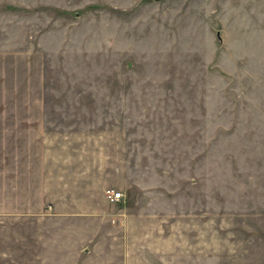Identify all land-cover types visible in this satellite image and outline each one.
Returning a JSON list of instances; mask_svg holds the SVG:
<instances>
[{"label": "rangeland", "instance_id": "1", "mask_svg": "<svg viewBox=\"0 0 264 264\" xmlns=\"http://www.w3.org/2000/svg\"><path fill=\"white\" fill-rule=\"evenodd\" d=\"M60 207L106 226L18 214ZM33 218L66 262L264 264V0H0V264Z\"/></svg>", "mask_w": 264, "mask_h": 264}, {"label": "crops", "instance_id": "2", "mask_svg": "<svg viewBox=\"0 0 264 264\" xmlns=\"http://www.w3.org/2000/svg\"><path fill=\"white\" fill-rule=\"evenodd\" d=\"M57 189H58V186L55 185V190L51 189V193H49V195L50 194L56 195L58 193V191L56 193ZM55 201H56L55 206H58L59 205L58 200H55ZM27 204L30 205L32 203H27ZM90 209H93V208H90ZM93 210H94V212H91V211L87 212L85 210H82V211L72 212V213L66 214L65 212H62V207H60L57 211H55L51 214H47V213L43 212L41 209H40V211H37V212L36 211L27 212V213L23 212V213H18V214L19 215L22 214L21 216H27V218H29V216L30 217L31 216H44V218L46 216H70V217L76 219L78 217H80V218L84 217V216H75L76 214L95 213L96 216H90V218H94L96 220H92L90 222H91V226H94L96 229H94L92 231H91V229H89L88 232L91 231L92 233L99 234V232H101L100 228L104 229L106 226V224H104L105 222L103 221V219L101 217H99V216H104V215H102V213L100 214L98 212L99 211L98 207H97V209H93ZM10 216H17V214L14 213L13 215H10ZM34 220H36V219H34ZM36 221L40 223V226L38 224L39 229H40V230L38 229V237L41 238L39 240L41 241V243L43 245L42 246V252L40 253L41 255L39 256V258H40L39 262H42V264H76V263L80 264V260H78L76 258L75 254H73L72 251H71V253L73 254V258L69 259V261L66 262L65 257L62 258V256H60V252H62V243L67 241V240L64 238H62V241L61 240L54 241L55 239L53 241L50 239L46 240L45 237L47 236L46 235L47 230L44 229V224L42 223V221H44V220H36ZM82 229H83L82 226L78 227L77 225H75L74 227H71L69 231H65V232L70 233L69 236H72L74 238H78L81 236V234H79V233L76 234L75 231L76 230L82 231ZM62 237H64V235H62ZM78 242L80 243L81 241H78ZM74 247H75V245H74ZM99 251L106 256L105 257L106 260L101 261V260L96 259V256H98V253H97L94 258L92 257V260H90L91 262H93L95 264H131V262H133V259H131L130 252H129V251H131L130 247L127 249H125L124 247H120L119 250L113 252L112 254H110V252H111L110 248H106V249L99 250ZM59 256L61 258H59ZM69 262H71V263H69Z\"/></svg>", "mask_w": 264, "mask_h": 264}, {"label": "built area", "instance_id": "3", "mask_svg": "<svg viewBox=\"0 0 264 264\" xmlns=\"http://www.w3.org/2000/svg\"><path fill=\"white\" fill-rule=\"evenodd\" d=\"M105 198L110 203H116L123 199L124 194L120 189L106 188L104 190Z\"/></svg>", "mask_w": 264, "mask_h": 264}]
</instances>
